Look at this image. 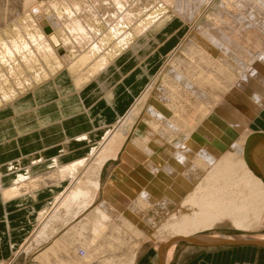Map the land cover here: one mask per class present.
I'll return each mask as SVG.
<instances>
[{
	"label": "bare ground",
	"instance_id": "obj_1",
	"mask_svg": "<svg viewBox=\"0 0 264 264\" xmlns=\"http://www.w3.org/2000/svg\"><path fill=\"white\" fill-rule=\"evenodd\" d=\"M38 1L0 2V31L9 20L20 15L22 19L12 31H6L7 40L0 39V95L5 103L0 108V154L14 148L18 154L0 158V197L6 201L35 197L40 192L55 194L44 205L46 210L36 214L32 234L12 253L14 257L27 250L32 240L38 244L50 238L57 231L54 225L62 222L61 210L67 222L81 212L87 213L37 254L41 264H132L147 239L160 256L167 251L169 260L179 239L199 235L218 221L228 219L241 231L264 225V180L246 156L248 140L260 128L255 131L249 125H240V129L234 125L239 130L231 135L226 125L220 124L225 129L205 136V142H197L187 116L192 101L206 94L202 91L214 92L215 86L224 91L233 82L234 73L243 76L238 80L240 87L248 81L252 71L246 72V61L263 43L264 0H231L230 8L222 1L218 13L190 33L192 38L180 39L174 52L183 44V54L163 58L162 67L167 61L173 67L166 75L168 87L157 91L151 101V123L138 130L121 153L157 78L147 69L152 57L157 56L156 45L170 38L174 24L165 29L174 20V11L149 23L153 13L149 9L143 12L139 6L145 0H90L84 8L78 7V0H68L71 10L53 18L45 15L46 9ZM60 1L48 8L55 10L54 4ZM201 1L196 0L194 8ZM157 2L159 6L173 4V0ZM185 2L182 0L176 9L179 16L189 18L187 7L193 1ZM20 4L21 11H13ZM215 4L214 0L206 3L208 7ZM131 35L140 39L127 44ZM111 38L124 50L112 62L107 53ZM124 61L127 64L122 66ZM123 76L126 78L117 83ZM130 82H135L127 87L132 89L133 99L121 114L115 98ZM263 92L264 82L261 90L253 92L248 121L256 120L264 111ZM101 95L118 120L94 142L87 129H75L62 134L61 149L49 158L38 147L21 148L23 143L65 128V122L75 120L81 110L84 117L91 118L93 128L106 125L105 117L100 113L93 118L90 108ZM229 128L232 133L234 128ZM88 143L95 144L87 149L89 163L78 172L83 161L69 162L66 154L70 146ZM28 154L31 157L24 161L21 157ZM118 157L119 165L102 188L103 168ZM60 187L63 190L58 192ZM101 189L103 200L96 204ZM153 221L159 224L150 231ZM8 261L0 259V264Z\"/></svg>",
	"mask_w": 264,
	"mask_h": 264
},
{
	"label": "rangeland",
	"instance_id": "obj_2",
	"mask_svg": "<svg viewBox=\"0 0 264 264\" xmlns=\"http://www.w3.org/2000/svg\"><path fill=\"white\" fill-rule=\"evenodd\" d=\"M56 1L57 0H39L38 2L43 3V8L46 9L45 15H47V16L51 15V16H53V18H54V14H56V13L57 14H65V12L68 9L71 10V8H70L71 4L69 2H67L68 0H61L62 2L60 1L59 3L54 4L55 10L53 8H48L49 5L50 6L53 5V2H56ZM78 1L79 2L76 4L80 8H82L85 4L89 5V3H91L90 0H78ZM157 1L158 0H145L144 1L145 4L142 3L143 1L139 2V6L141 5V8L142 9L144 8L143 12L145 10L147 11L149 9L150 10L149 12L153 13V17H150V19L147 21L149 23H151L153 21V19L161 18L162 16H165L166 14L172 13L174 11L172 13L173 19L174 20L176 19L177 22L174 23V20H173L172 22L170 21L168 23V26L166 27L165 30H168V28L171 27L170 26L171 24H174V26H175L169 34L170 38L165 39V40L162 39V41H160V44L156 45L155 50L157 51L156 52L157 56L152 57V62H151L150 66L148 67L147 70L149 71V73H151V75L156 74L157 78L155 79V81L152 84L153 88L151 87V91H150L151 96L149 95V97L147 99L148 102L146 101L145 103H143L139 114L136 116V118L133 122V125H132L133 127L131 128L128 136L126 137V140L124 142V146L122 147L120 153L125 148V145H127L128 143H130L132 141V139L134 138V135L136 134V132L138 130L142 131L143 127L145 129V127L151 123L150 117H148L150 115L148 109L150 107L151 101L154 97L157 96L158 92H160L161 89H163L164 87H168V80H167L166 75H167V72L169 71V69H171L173 66L170 64L169 61H167L166 63L163 64L164 66L162 67L163 58H166L168 56H173V58H174L178 55L183 54V52L181 51L183 44L181 45L182 47L178 51L174 52V48L177 45V43H179L180 39H182V38H184L186 40L189 37L192 38L191 34L194 33L195 31L199 30L198 25H201V24L205 25L204 23L206 21H208V19L211 18V16H213V14L218 13L219 6H220L219 3H221L222 1H227L229 4V5H227V7H229V8L233 4V3L231 4V0H220V1L214 0V4L215 3L216 4L210 5L209 6L210 8H209L206 5L207 0H203V1H201V3L198 6H196V8H194V6H195L194 3L196 2V0H190V1H193L192 2L193 8H191L192 10H190V7H192L191 5H190V7L189 6L187 7L188 8L187 11H191V13H190L191 16L189 17L190 18L189 19V18H185V17L182 18V14H180V16H179V14L177 13L178 11L176 9V6L180 3H182V0H180V2H179V0H173V4H171L170 6H168L166 4L159 6V3ZM183 1H184V4H186L187 2H185V1H188V0H183ZM0 2H1V0H0ZM154 2H156L158 4H156V3L154 4ZM150 3H151V5H150ZM153 5H155V6H153ZM19 6H23V5L22 4L18 5L17 7H15V10H13V11H15V12L19 11L20 12L21 10L18 9ZM215 6H216V8H215ZM236 6L237 5H235L234 7H236ZM232 7H233V5H232ZM27 12L29 13L30 9H28ZM200 13H202V14H200ZM19 17H16V19H14V21L9 20L6 23V25L0 31V39H2L3 41L7 40L6 35H7L8 30L12 31L17 26V24H20L22 22L21 15ZM202 17H204V18H202ZM205 17H208V18H206V20H205ZM203 19L205 21H203ZM15 21H16V23H15ZM196 25L198 28L195 27ZM190 27H192V28L190 29ZM261 29L263 31L262 32L263 43H261L260 48H258V50L255 53V55L253 56V58L251 60L246 61V68H245L246 72L250 71V73H251V71H252L251 75L248 77V81L246 79H244V80H246V82L243 81V83L245 82V83H247V85L244 83L240 87L241 84L239 83V81L241 79H243V76L240 73H238V74L234 73V75L232 77L233 80L231 79V81H233V82H231L229 85H227V87H224V91L221 90L223 88L215 86L214 92L213 91H202L203 94L206 93L205 95L202 94L204 97L202 96L203 98L201 100L199 99L196 102L192 101L191 110L193 111V113L190 110L191 111V112L189 111L190 115L188 113L187 116H190V117H188V119L191 118V119H189V120H191V121H189L191 123V124H189V126H191L189 130L193 131V132L190 131L191 135H193V137H194L193 139H195L197 142H199V140H200V142H205L206 141L205 136H208L210 134H216V132L221 131L224 128L223 127L221 129V127L223 125L224 126L226 125L227 130L229 131V133L231 135L233 133L235 135V132L240 129V125H242V126L243 125H249V127L254 129L255 131L259 130V128H262V116H261L262 112H261V115L259 117H257L256 120H254V121L249 120L248 121V119L251 115V110H250L251 103L254 100V97H253L254 93L253 92L255 89L260 88V90H261L262 82H264V61H262V54H261V53H264V27L262 26ZM188 35H189V37H188ZM139 39H140V37H138L137 35H134V36L131 35V37H128L126 39V42L128 41L127 44L128 43L132 44L134 42H137ZM107 41L111 44L110 45L111 47L109 46V48H108L109 50L107 51V53H108L109 60L112 62L115 59V57H117L118 54L124 50L120 46H118L119 44H118V42L115 41L114 38H111V40H107ZM115 42H116V45H115ZM101 52L105 53L104 46H102ZM256 59L258 61H261L262 64H258ZM126 64H127L126 61H124L122 63V66H124ZM68 65H72V64L69 63ZM161 67H162V69L159 71V69ZM1 68H4L2 64H1ZM253 69H255V70H253ZM158 71H159V73H158ZM252 76H254V77H252ZM123 77H124L123 79H121L119 77V79L117 80V83L123 81L126 78L125 76H123ZM260 77H262V78H260ZM130 83L131 84L130 85L127 84L126 87L123 85V92L120 93V95L116 96V98H115L116 102L118 103L116 108H117L118 112L121 114L124 113L125 108L127 107L128 103L133 99V95L131 93L132 89L131 88L128 89L127 87H130L135 82H130ZM237 83L239 84V86L236 85ZM81 86H83V85H81ZM233 86H235V87H233ZM243 86H245V87H243ZM141 88H142V86L140 87V89ZM234 88H236V89H234ZM253 88H254V90H253ZM200 93H201V91H200ZM207 95H208V97H210V99H213V101H215V102L212 101L213 103H210L209 102L210 100H208L209 98L207 97ZM263 95H264V92H263ZM250 97H252V98H250ZM1 98L2 97L0 95V108H2L5 105L4 101ZM209 103H210V105H209ZM197 104H199V105H197ZM243 107L245 109H243ZM90 108H92L93 118L96 116H99L100 113H101V116L105 117L106 122H107L106 125H104L102 127H97V129L93 128L94 123L92 122L93 123L92 124L90 122L91 118L89 116L84 117V115H82L83 112L81 110V111L76 112V114H75L76 116H75V120H74V128L76 130H82V129L90 130L91 131L90 138H91L92 142H94L96 139H98V137H100L102 134H104V132L107 128L109 129L115 122H117L118 118H115L114 111L106 103L103 95L99 96L98 100L91 104ZM144 113H145V115H144ZM219 117H220V119H219ZM208 120H210V121L212 120V121L210 122ZM219 120H220V123H219ZM204 121H206V122L204 123ZM213 121H214V123H213ZM225 122H228V124ZM237 122H238V124H237ZM214 124H216V125H214ZM220 124L222 126H218ZM234 125H235V127H239V129H237V128L235 129ZM94 126H95V124H94ZM229 126L234 128V130H232V133H231ZM195 129L197 132L195 131ZM233 131H235V132H233ZM192 133H194L196 135H194ZM197 133H198V136H197ZM262 138H264V136L262 134H255V136L253 135V137L248 140L247 147H246L247 159L250 162V164L255 167L257 172L258 173L260 172V175H262L261 174V171H262V153L264 156V145H262ZM88 144L90 145L88 148H90L92 145H95L94 143H88ZM75 146H81V145H75ZM119 155H121V154H119ZM88 157L89 156L87 154V151H85L84 153H81V154L77 155L76 157L70 158L67 161H69V162L70 161L71 162L83 161V163L81 165L79 164L77 167L78 172L79 171L81 172L82 171L81 169H82V167H84V164L89 163ZM119 163H120L119 157L115 160H111V161L107 162V164L105 165V167L103 168L102 173H101V187L102 188H104L105 184L108 183V181L110 180L109 176L113 174V171L116 168V165L118 166ZM252 169H254V168L252 167ZM60 189L61 190H59L58 192H61L63 190L62 187H60ZM54 195L55 194L49 193L50 200H52V198L55 197ZM102 195H103V192L101 189V191H100V193L96 199V204L100 200H103ZM48 202H50V201H48ZM92 207L94 208V206H92ZM92 207H89V208L91 209ZM44 208H46V207L43 206L42 209L39 210L37 213H39L43 210H46ZM64 213H65L64 210L60 211V215H61L60 217L62 219H59V221L62 220V222H61L62 224L57 222L56 223L57 225L56 224L54 225V227L57 228V231H55L54 234H52L50 238L43 240V241L41 240V242H38V244L32 240L31 242L33 244L30 243L31 246H29V248L27 250L26 249H23L24 251L21 250L18 253V255L16 257H14L13 254L15 253V251L18 250L19 245L22 244L25 241V239L27 237H29V235L32 234V230L34 229V227H32V230L30 231L31 234H28L22 243H20L15 249H12L13 254H12L11 258L8 259L9 260L8 264H41L35 258L37 256V254L39 252H41L49 244H51L53 239H56V237L58 238L65 231H67V229H69L71 226L75 225L77 223V221H80V219L83 217V215L85 213H87V211L81 212L74 219L72 218V219H70V221L68 220V222L63 220L64 219ZM36 223L37 222L35 221L34 226H36ZM150 224L151 225L149 226V228H150L149 230L152 231L153 227L158 225L159 222L154 223V221H153V224L151 222H150ZM151 226H152V228H151ZM232 226H233L232 223L228 219H227V221L225 219V220L216 222L213 225V227H211L209 229H204V230L200 231L199 234H213V235L214 234L233 235V234H247V233L248 234L249 233L250 234H264V225H262V224H257V226H255V228L251 229V231L250 230L249 231H241V230L236 229L234 226L233 227ZM143 243L139 247L138 252H137L138 255H136L137 258L132 264H158V259H159L160 254H159V252H157L158 250H156L154 248V246H152L151 239H147V241L145 240ZM263 259H264V255L262 256V247L240 246V247H230V248H228V247L199 248V247L193 246V245H191L185 241H180L177 244L172 255L170 256L169 262L171 261L170 264H262Z\"/></svg>",
	"mask_w": 264,
	"mask_h": 264
},
{
	"label": "crops",
	"instance_id": "obj_3",
	"mask_svg": "<svg viewBox=\"0 0 264 264\" xmlns=\"http://www.w3.org/2000/svg\"><path fill=\"white\" fill-rule=\"evenodd\" d=\"M262 128L255 134H262L264 136V111L262 112ZM73 119V117H72ZM65 128H60L59 130L51 131L44 136H39L33 142H26L21 145L23 150L32 149L33 146L38 147L41 150L42 155L45 157L54 156L62 146V134L64 132L75 131L74 120L70 122H65ZM91 133L90 130H87ZM254 134V136H255ZM253 135L250 137V139ZM262 145H264V138H262ZM89 144H84L81 146H70L66 154L67 158H72L73 156L79 155L87 151ZM42 148V149H41ZM16 148L2 152L0 158L7 155H13L16 153ZM31 155V154H30ZM24 155L23 160L29 158L30 156ZM40 154H37L38 156ZM14 157V156H13ZM20 157V156H19ZM31 157V156H30ZM257 172L255 167L251 165ZM258 173V172H257ZM260 175V172L258 173ZM260 175L264 180V156L262 153V171ZM50 200V196L47 192H40L35 197H27L24 199H8L6 201L2 200L0 197V259H9L12 256V249H15L20 243L23 242L25 237L30 233L32 227L36 220V214L42 207ZM4 201V202H3ZM12 245V247H11ZM264 255V247H262V256ZM171 262V261H170ZM170 262L168 264H170ZM264 264V259L262 260Z\"/></svg>",
	"mask_w": 264,
	"mask_h": 264
},
{
	"label": "water",
	"instance_id": "obj_4",
	"mask_svg": "<svg viewBox=\"0 0 264 264\" xmlns=\"http://www.w3.org/2000/svg\"><path fill=\"white\" fill-rule=\"evenodd\" d=\"M178 241H185L199 248L215 247H240L255 246L264 247V234H233V235H213L199 234L188 238H181ZM167 251L161 253L158 264H168Z\"/></svg>",
	"mask_w": 264,
	"mask_h": 264
}]
</instances>
